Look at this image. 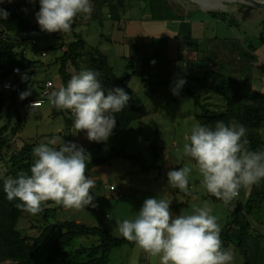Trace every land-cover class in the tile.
Segmentation results:
<instances>
[{"label":"rangeland","instance_id":"1","mask_svg":"<svg viewBox=\"0 0 264 264\" xmlns=\"http://www.w3.org/2000/svg\"><path fill=\"white\" fill-rule=\"evenodd\" d=\"M0 1L7 3L10 0ZM105 1L100 4L96 1L91 2L93 5L91 15L96 14L97 19L93 18L87 23L82 17L76 18V33L87 42V47H97L108 55L110 64L118 76L128 77L134 71L141 72L131 76L127 83L139 94L147 115L136 119L123 131H113L106 142L96 143L87 139L86 132L77 133L73 126L74 122L67 120L68 118L74 120L73 115L50 104L49 96L45 97L40 106H32L30 104L32 99L43 96L40 82L51 79L55 84L52 91L63 85L59 73L60 65L48 67V63L60 53L59 46L65 40L67 42L73 40V32L49 34L40 29L14 32V36L30 44L26 51L27 57L42 59L45 61L43 64L47 65L43 68L44 71L37 72L33 81L26 83L24 93L30 94L19 101L24 117V126L19 136L21 144L30 143L38 146L52 138H59V141L64 140L82 146L91 157L107 158L106 162L95 166L91 171V179L95 182L94 188L91 189L95 207L89 205L83 210L63 208L51 212L46 218V210L58 206L49 201L40 214L26 213L19 229L25 235L38 236L43 228L51 223L73 220L106 228L117 237L123 238L117 230V224L124 219H133L147 198L165 192L172 202L170 208L174 216L181 212L189 214L194 207L202 206L205 201L211 204L212 214L217 217L222 229L223 244L226 237L229 241L226 249L230 248L234 253L233 264H264V234L248 217L250 215L264 226V180L257 184L259 192L251 202L249 201L246 211L242 205L248 189H241L236 199L229 205H224L203 188L195 162L183 154V145L187 142L186 137L190 134L192 126L196 123L202 125L198 116L206 114L209 110L219 112L227 110L224 98L211 87L210 79L207 78L208 69L192 70L194 67L189 64L209 60L213 67L209 70H215L213 59L217 57L212 59L211 53L216 46L214 40L222 42L221 48L226 50L227 59L233 54L232 58H235V61L239 62L241 58L243 61L246 60L244 42L249 44L251 40L259 45L264 40V0L241 4L223 1L218 7L204 9H189L178 0H166L168 17L163 15L164 10L153 8L152 0H126L120 5L123 13L129 15L127 20L114 18L108 0ZM37 11L39 2L27 3L19 10L24 18L34 24H37L35 19ZM209 11L221 12L216 17L221 19L222 12L226 13L228 23L231 21V25L226 23L224 26L226 35L221 33L223 32L221 23L210 22L199 25L198 31L200 35L210 34L209 37L195 36L196 23L202 18L206 21L214 20ZM182 21H189L191 25L183 24L185 27L182 28ZM122 23L125 24L124 27L120 26ZM214 31L217 34H213ZM188 32H192L191 36ZM33 38L38 40L36 45L32 44ZM238 42L241 43V47L235 45ZM184 46H189L190 50ZM259 47L262 49L263 45ZM36 50L38 54L35 53ZM42 50L47 51L46 56H42ZM193 56H197L198 59H194ZM251 67L255 79L263 77L264 69L261 64L253 61ZM85 70H91L87 63L84 65ZM180 79L186 83L179 90V95H174L172 89ZM7 117L6 109L3 118L0 119V125L7 122ZM259 134L264 138V123L256 131V135ZM249 149L264 151V148ZM185 165L193 168L189 177L188 192L168 188L167 173ZM3 169L7 171L5 164ZM4 171L2 175L5 176ZM104 182L114 184L119 197L104 196L102 194ZM192 192L195 196L190 198ZM236 219L238 220L235 221ZM224 231H228L227 236L223 234ZM95 244H99L98 236L83 235L76 237L66 249L76 253L79 248ZM82 256L84 255L80 254L78 258ZM109 264H159V259L150 257L134 243H126L112 250Z\"/></svg>","mask_w":264,"mask_h":264},{"label":"clouds","instance_id":"2","mask_svg":"<svg viewBox=\"0 0 264 264\" xmlns=\"http://www.w3.org/2000/svg\"><path fill=\"white\" fill-rule=\"evenodd\" d=\"M27 2L35 4L36 0ZM92 11L91 0H39L35 19L41 31L70 33L76 18L90 19ZM9 15L0 8V20ZM99 75L82 71L48 97L50 104L72 113L77 133L86 132L87 139L96 143L109 139L116 114L128 106L130 99L120 88L105 94ZM185 83L178 80L173 94L179 95ZM29 94L23 93L21 99ZM247 135V127L235 121H218L214 128L196 123L183 145V154L195 162L203 188L224 205L236 199L241 189L264 180V151L250 150ZM33 157L30 174L21 172L4 179L7 199L19 201L18 209L37 215L49 201L67 209L95 207L91 192L95 182L86 175L91 157L82 146L52 138L34 147ZM192 171L188 165L170 170L167 187L187 193ZM164 193L147 198L133 219L117 224L122 237L158 258L159 264H233L234 253L224 247L222 229L211 204L205 201L189 214L174 216L172 202Z\"/></svg>","mask_w":264,"mask_h":264},{"label":"trees","instance_id":"3","mask_svg":"<svg viewBox=\"0 0 264 264\" xmlns=\"http://www.w3.org/2000/svg\"><path fill=\"white\" fill-rule=\"evenodd\" d=\"M38 2L39 0H36V3ZM96 2L100 4L106 1L96 0ZM152 2L154 9L164 10L163 15L168 17L166 15L168 11L166 0H152ZM27 3V0H10L7 3L0 1V8L10 14L6 20H0V81L10 78L17 66L31 68L28 78L14 80L12 91L0 93V119L3 118V112L8 110L7 122L0 125V264H109L114 248L132 242L117 237L106 228L90 226L73 220L51 223L45 226L38 236L25 235L19 229V225L26 212L16 207L19 201H9L3 190L5 178L9 176L15 178L21 172L30 174V167L34 161L33 148L36 145L30 143L22 145L20 142L19 136L24 126V117L19 101L25 92L26 83L33 81L37 72L44 71L43 68L47 66L45 63L43 64L45 61L42 59L28 58L26 51L30 44L26 40L14 36V32L19 30L40 29L38 24L24 18L19 12ZM110 6L112 16L120 19L118 7L112 2ZM209 12L214 17L221 13L219 11ZM222 13V19L228 21L226 13ZM95 16L96 14L91 15L90 19L86 21L90 22L96 18ZM76 24L74 22L71 31L73 32L72 37H77L78 40L68 42L65 40L59 46L60 53L50 61L51 63H48V67H53L55 64L60 65L59 73L63 81L62 86H66L72 76L84 71V65L87 63L89 69L100 73L98 79L105 94L114 88L123 89L130 99L128 106L121 113L116 114L117 121L113 129L115 132L123 131L136 119L147 115V110L139 94L127 83L131 76L141 74V72L134 71L128 77L118 76L104 51L97 47H87V42L76 33ZM183 24L187 26L191 25V22L182 21V28L185 27ZM189 34L191 36L192 32H188ZM34 39H32V44L36 45L38 40L36 39L37 43H33ZM35 53L38 54V51L36 50ZM207 78L210 79L212 89L224 98L227 110L225 112L209 110L206 114L199 115L198 120L202 125L214 128L218 121H223L225 124L235 121L247 127L249 147L255 150L264 148V138L261 134L256 135L257 129L264 123V93L255 89L250 79L244 81L232 78L213 69L208 70ZM48 80L51 79L40 82L42 88ZM67 120L74 122L70 118ZM15 145L19 147L15 148ZM106 161L107 158L103 156L91 157L86 175L91 178L92 169ZM4 164L7 167L6 172L3 169ZM2 171L6 173L5 176L2 175ZM258 192L256 184L250 202ZM63 208L62 206H57L54 209L49 208L45 212V217L48 218L51 212ZM33 226L36 227V225ZM227 233L228 231L223 232L225 236ZM83 235L98 236L99 244L79 248L76 253H71L66 249L76 237ZM224 239L226 248L229 241L226 237ZM80 254L84 256L78 258Z\"/></svg>","mask_w":264,"mask_h":264},{"label":"crops","instance_id":"4","mask_svg":"<svg viewBox=\"0 0 264 264\" xmlns=\"http://www.w3.org/2000/svg\"><path fill=\"white\" fill-rule=\"evenodd\" d=\"M93 1H96V0H91V2H93ZM125 1L126 0H108V4H110L111 2L114 3L118 7V10H119V13H120V16H121L120 18H122L124 20H127V19H129L128 18L129 15H128V13L126 15L123 13V10H122L123 8L120 5V3L122 4ZM189 9H196V8H189ZM197 9H204V8H197ZM195 19H196V17H195ZM84 22H87V21L85 20ZM210 22H212V23L213 22L214 23L217 22L219 24L221 23V25L223 26L222 27L223 32H221V33H223V35L227 34V32L224 31V26L226 25V23H228V21H226L224 19H221V18L214 17L213 21H211V20L210 21H206V19L202 18V20L199 23H196V25H195V33H196L195 36L197 37V35H198V38L199 37H209L210 34H208V35H205V34L204 35H200L198 33V31H199V25H201L202 23L208 24ZM230 22L231 21H229V23H228L229 25H231ZM124 25L125 24L122 23L120 26L124 27ZM218 29L220 31L219 27H218ZM213 34H217V32L214 31ZM224 37H226V36H223V38ZM214 41H216V46H215V48L212 49L211 53H212V59L214 57H217L216 59H213L214 65L216 66L215 70L218 71V72L224 73L227 76L232 77V78L241 79V80H243L244 78L250 79L251 83L254 85L255 89H257V90H259V91L264 93V74H263V77H261L259 79H255V76L253 75V71H252V67H251V64L253 63V61L254 62L256 61L257 64L258 63L261 64L263 66V69H264V40H263V43L259 44V45H257V43L255 41H251V40H250L249 44H246V42H244L243 50L246 52L245 56L246 55L247 56H246V60L243 61L242 58H241V61H239V62L235 61L234 60L235 58H232L233 54L231 55L230 59H227L228 54L225 52L226 50H222V48H221L222 47L221 46L222 42H218L217 40H214ZM235 45L237 47H241V43L240 42L236 43ZM260 45H263L262 49L259 47ZM184 48H186L187 50H190L189 46H184ZM193 58L194 59H198L197 56H193ZM195 62H197V61H195ZM209 62H210L209 60H205V61L202 60L201 62H197L196 64H193V63L191 64L190 63L189 65L191 67H194L192 70H199V69L200 70H205V69L209 70L212 67ZM263 73H264V70H263ZM193 196H195V194H193V192H192L191 195H190V198H193Z\"/></svg>","mask_w":264,"mask_h":264},{"label":"built area","instance_id":"5","mask_svg":"<svg viewBox=\"0 0 264 264\" xmlns=\"http://www.w3.org/2000/svg\"><path fill=\"white\" fill-rule=\"evenodd\" d=\"M73 40L76 41L78 40V38L73 37ZM33 43H37V40L34 39ZM42 54L43 56H46L47 51L46 50L42 51ZM30 71L31 68H24L21 66L15 67L13 75L10 78L0 81V93L12 91L14 86L13 84L14 80L28 78ZM53 86H54V82L52 80H48L44 85V87L42 88L43 96L41 98L32 99L30 101V104L36 107L40 106L43 103L45 97L49 96V94L51 93ZM102 194L107 197H115V198L119 197V193L115 185L108 182H104L102 184Z\"/></svg>","mask_w":264,"mask_h":264},{"label":"water","instance_id":"6","mask_svg":"<svg viewBox=\"0 0 264 264\" xmlns=\"http://www.w3.org/2000/svg\"><path fill=\"white\" fill-rule=\"evenodd\" d=\"M181 4H183V6H186L188 8H207L206 7V3L209 1L213 2V1H230V0H178ZM221 2V3H222ZM218 7V6H217ZM253 190H254V185L248 189V192H247V197L242 205V208L245 210L246 209V206L247 204L249 203L250 199H251V196H252V193H253ZM246 211V210H245ZM249 217V220L251 221V223L253 225H255L258 229H260V231L264 234V226L261 224V223H258L256 219H254L253 217H251L250 215L248 216Z\"/></svg>","mask_w":264,"mask_h":264},{"label":"bare ground","instance_id":"7","mask_svg":"<svg viewBox=\"0 0 264 264\" xmlns=\"http://www.w3.org/2000/svg\"><path fill=\"white\" fill-rule=\"evenodd\" d=\"M231 2H235V3H238V4H241V3H244V2H260V0H230ZM222 2V1H221ZM221 2L219 1H213V2H207L206 3V7L207 8H210V7H217L221 4Z\"/></svg>","mask_w":264,"mask_h":264}]
</instances>
